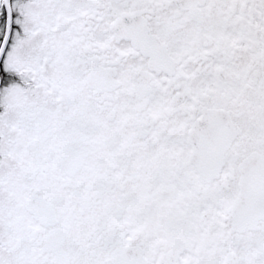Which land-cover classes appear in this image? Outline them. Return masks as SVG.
Masks as SVG:
<instances>
[{"label": "snow or ice", "instance_id": "obj_1", "mask_svg": "<svg viewBox=\"0 0 264 264\" xmlns=\"http://www.w3.org/2000/svg\"><path fill=\"white\" fill-rule=\"evenodd\" d=\"M0 264H264V0H0Z\"/></svg>", "mask_w": 264, "mask_h": 264}]
</instances>
